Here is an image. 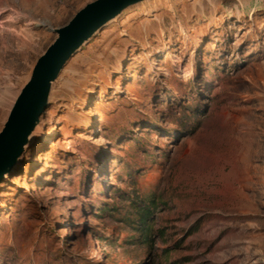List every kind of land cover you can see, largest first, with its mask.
<instances>
[{
    "label": "rangeland",
    "instance_id": "obj_1",
    "mask_svg": "<svg viewBox=\"0 0 264 264\" xmlns=\"http://www.w3.org/2000/svg\"><path fill=\"white\" fill-rule=\"evenodd\" d=\"M92 1L0 0V132L52 29ZM171 263L264 264V0L125 9L0 180V264Z\"/></svg>",
    "mask_w": 264,
    "mask_h": 264
},
{
    "label": "water",
    "instance_id": "obj_2",
    "mask_svg": "<svg viewBox=\"0 0 264 264\" xmlns=\"http://www.w3.org/2000/svg\"><path fill=\"white\" fill-rule=\"evenodd\" d=\"M145 0H94L65 25L40 55L0 132V180L24 151L49 104L53 82L67 62L107 23L128 7Z\"/></svg>",
    "mask_w": 264,
    "mask_h": 264
},
{
    "label": "trees",
    "instance_id": "obj_3",
    "mask_svg": "<svg viewBox=\"0 0 264 264\" xmlns=\"http://www.w3.org/2000/svg\"><path fill=\"white\" fill-rule=\"evenodd\" d=\"M155 201L153 199H149L147 203H134V207H136L140 219L141 231L145 236L146 242H152L154 240L153 237V228L150 225V217L152 214L151 206L154 204ZM174 264V263H171Z\"/></svg>",
    "mask_w": 264,
    "mask_h": 264
},
{
    "label": "bare ground",
    "instance_id": "obj_4",
    "mask_svg": "<svg viewBox=\"0 0 264 264\" xmlns=\"http://www.w3.org/2000/svg\"><path fill=\"white\" fill-rule=\"evenodd\" d=\"M47 138H48V136L46 135V136H45V139H47Z\"/></svg>",
    "mask_w": 264,
    "mask_h": 264
}]
</instances>
